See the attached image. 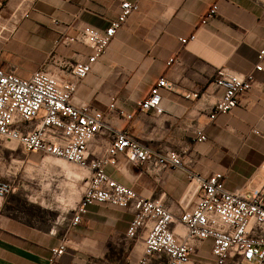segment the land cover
Here are the masks:
<instances>
[{
    "label": "crops",
    "instance_id": "1",
    "mask_svg": "<svg viewBox=\"0 0 264 264\" xmlns=\"http://www.w3.org/2000/svg\"><path fill=\"white\" fill-rule=\"evenodd\" d=\"M123 1L137 4L138 11L78 82L74 102L102 112L111 128L153 150L180 153L185 169H151L118 155L107 167L111 178L163 202L176 215L197 199L190 196L188 171L203 178L220 172L232 192L262 187L264 71L254 73L253 86L237 108L213 121L209 115L221 95L212 84L216 71L254 69L264 45V0H10L0 10V61L23 79L45 70L74 81L71 68L92 50L80 42L57 46L56 41L75 37L85 25L105 29ZM214 4L216 16L201 26ZM194 34L196 40L180 43ZM161 77L171 89L161 90L159 108L137 110ZM192 94L202 96L187 97ZM111 97H116L114 111L108 108ZM119 111L133 116L127 120ZM197 130L206 135L204 142L193 141ZM109 143L107 133L98 135L89 144V159L104 157ZM91 176L89 169L64 159L24 154L17 143L0 141V180L13 187L0 198V264H52V249L62 245L66 250L56 264H140L147 233L128 237L132 211L93 206L72 225ZM176 231L185 233L182 226ZM210 249L211 241L201 245L194 263H209ZM148 264H167V257L155 255Z\"/></svg>",
    "mask_w": 264,
    "mask_h": 264
},
{
    "label": "built area",
    "instance_id": "2",
    "mask_svg": "<svg viewBox=\"0 0 264 264\" xmlns=\"http://www.w3.org/2000/svg\"><path fill=\"white\" fill-rule=\"evenodd\" d=\"M9 1L0 0V10ZM218 8L214 4L206 11L201 26L216 16ZM137 11V4L123 1L117 19L105 29L85 25L75 37L62 35L56 41L57 46L80 42L92 50L86 61L77 62L71 68L74 81L62 80L45 70L23 79L6 69L0 61V141L17 143L24 154L40 152L92 171L75 209L72 225L76 226L93 206L108 204L132 211L134 217L128 228V237L136 238L142 231L147 233L140 264H148L155 255H165L167 264H195L194 257L207 241H211L212 256L207 264H264V185L232 192L225 188L224 175L220 172L203 178L188 171L190 196L197 199L193 207L176 215L163 202L143 198L109 175L107 167L116 164L114 158L118 155L125 156L132 165L151 169H185L180 153L153 150L125 130L111 128L102 112L87 103L74 102L78 82L86 78L128 17ZM179 40L182 45H187L196 40V35ZM263 71L264 45L257 52L252 72L237 74L225 68L218 69L212 84L221 95L209 119L213 121L237 108L241 98L253 86L254 73ZM162 89H171L165 77L152 86L146 98L137 102V110L158 109ZM201 96L187 95L195 99ZM108 108L109 111L115 110L116 97L110 98ZM118 114L127 120L133 116L125 115L123 111ZM104 133L110 137L105 156L90 160V142ZM205 140L203 131L197 130L193 141L201 143ZM12 191L11 183L0 180V198L7 197ZM177 226H182L185 233H178ZM65 250V245L52 249L50 262L56 264Z\"/></svg>",
    "mask_w": 264,
    "mask_h": 264
},
{
    "label": "rangeland",
    "instance_id": "3",
    "mask_svg": "<svg viewBox=\"0 0 264 264\" xmlns=\"http://www.w3.org/2000/svg\"><path fill=\"white\" fill-rule=\"evenodd\" d=\"M243 264H245V263H243Z\"/></svg>",
    "mask_w": 264,
    "mask_h": 264
}]
</instances>
